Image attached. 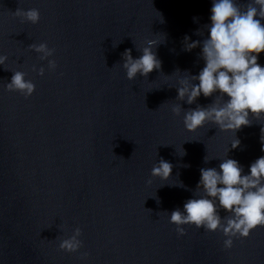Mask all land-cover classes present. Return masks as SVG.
Segmentation results:
<instances>
[{
	"label": "clouds",
	"instance_id": "obj_1",
	"mask_svg": "<svg viewBox=\"0 0 264 264\" xmlns=\"http://www.w3.org/2000/svg\"><path fill=\"white\" fill-rule=\"evenodd\" d=\"M210 11V24L204 26L208 31L207 38L189 43V37H184V50L201 47L199 55L205 66L198 75L184 72L186 75L178 80L176 99L192 105L201 95L205 98L216 93L219 95L206 107L197 104L195 108L185 110L180 104H175L171 111L175 116H180L183 111V123L189 132L211 123L221 131L236 134L242 127L251 126L253 119H264V67L257 62L259 54L264 52V0H248L246 4L237 0H212ZM13 15L20 18L21 23L37 24L40 21V12L36 8H17ZM195 34L203 35L199 30ZM146 44L137 50L142 53L138 58H133L131 49L122 53L121 66L129 81L135 80L138 74L146 79L151 72L161 69L162 62L153 50L158 46L157 41L148 40ZM28 47L39 54V60H47L49 70L55 71L56 60L49 59L55 53L54 48L43 42L32 43ZM7 60L6 55H0V65H5ZM33 71L43 76L45 68L37 70L34 65ZM26 75L21 71L13 72L11 82L5 84L6 90L19 92L25 99L30 97L35 84L27 80ZM261 132V151H264V128ZM240 143L236 138L231 147L235 149ZM209 161L205 156L204 162ZM221 161L219 170L200 169V180L193 198L184 203L183 210L176 208L171 211L169 222L176 225L180 236L186 234L184 225H194L209 232L220 231L226 237L224 248L231 249L233 238H247L253 229L264 226V156L250 165L248 174H243V167L235 159L226 157ZM172 168L170 162L160 159L153 165L151 176L167 181ZM147 183L151 184L152 180ZM175 186L185 187L182 182ZM221 210L228 215L222 217ZM81 235L82 230L77 227L70 237H57L60 239L59 249L67 253L78 252L83 247V241L79 239ZM88 255V252H83L80 258L86 259Z\"/></svg>",
	"mask_w": 264,
	"mask_h": 264
}]
</instances>
